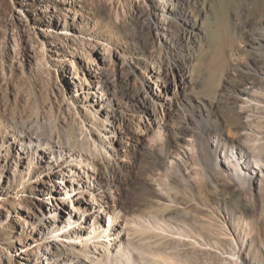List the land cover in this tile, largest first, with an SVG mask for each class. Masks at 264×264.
<instances>
[{"label": "rangeland", "instance_id": "rangeland-1", "mask_svg": "<svg viewBox=\"0 0 264 264\" xmlns=\"http://www.w3.org/2000/svg\"><path fill=\"white\" fill-rule=\"evenodd\" d=\"M149 5L172 7L167 0H0V264H105L98 255L112 254L119 241L102 249L95 243L105 238L95 237L89 250L79 242L96 235L95 216L131 243L137 264H264V79L245 74L250 60L264 64V49L248 44L264 26V0H201L192 10L204 38L194 48L192 93L218 103L212 127L238 141L221 143L212 131L209 165L191 136L173 145L179 118H162L159 102L157 114L153 105L129 111L145 95L166 102L145 72L155 59L168 65ZM245 79L255 85L244 87ZM120 131L135 136L139 152L128 159L127 188H111L123 199L124 218L113 222L93 191L91 165L118 161ZM216 207L244 221L222 226Z\"/></svg>", "mask_w": 264, "mask_h": 264}, {"label": "bare ground", "instance_id": "bare-ground-1", "mask_svg": "<svg viewBox=\"0 0 264 264\" xmlns=\"http://www.w3.org/2000/svg\"><path fill=\"white\" fill-rule=\"evenodd\" d=\"M152 1L159 2V0ZM167 1L171 2V9L163 11L161 7L157 5H149L147 17H149V20L151 22L150 25L155 30L156 35L164 39L163 47L168 65L164 69H161V65H159L155 59V67L150 68L149 66H146L145 68V72L147 73L146 75L148 76V81L150 82V80H154L155 86H158V88H160L166 102H161L158 99H153V97H148V95H145L141 98L138 97L137 100L133 102L135 104L130 105V108L135 107V109L131 108L129 111L132 113L137 110L136 107L139 108V106L144 107L145 105H153L154 111L157 114L155 106L156 102H159L161 105L160 108L163 111L162 118L166 117L167 120L172 121H175L177 120V118H179L178 121L180 122L181 126L176 127V131H174L175 140L173 141V145L179 146V142L186 141V136H191L192 138H194V141H197L199 145V147L197 148L199 151L198 158L200 159V161L202 160L209 165L212 163V154L208 149V140L212 131H215V134L218 135L219 142L221 143L222 141H224L225 143L229 142L230 145L235 146L236 142L238 141L234 137L229 140L223 139L222 137H220V133H217L216 129L212 127V125L217 124L216 118H213V116L215 115L214 111L218 108V103L216 104V101L213 99L196 96L194 93H192L193 83L191 80V68L194 62V48L195 46H200L204 41L201 33L202 21L198 20L195 17L192 10L195 8L196 3L201 0ZM158 15L163 16V21L159 19ZM261 29L262 30L260 32L258 31L257 33L252 34L249 39L248 44L252 49H264V26ZM245 71V74L252 76L251 78L249 77L250 79H264V64L262 63V61L255 59L250 60L245 65ZM99 73L100 74L97 76V82H100L99 85L102 86L103 84L107 83V78L103 73ZM245 81L246 83L243 84L244 87L249 83L255 85L254 81L249 82L251 80L247 79H245ZM233 90H235L236 92L239 91L243 94L245 93L244 89L241 87H233ZM115 95L117 94L115 93ZM106 102L110 103V99L107 98ZM170 126L167 128V131H170ZM122 127H124V125H122ZM40 129L43 128L40 127ZM15 130L20 131L21 135L22 129L19 130L15 128ZM119 134L125 135L124 137H121L120 140L117 139V141L124 144L125 150H122L121 156L118 155V161L108 164L106 167L101 164V167L98 166L99 163L91 165V168L97 167V169L94 171V174H92L94 176L91 177V179L93 178L97 181V185L95 186V188H93V191L96 196H98L100 199H103V206H105L107 210V218L113 222L115 220L119 222L122 221V218H124V216L122 215L121 211L123 199L121 197L118 198L112 196L111 191L113 190H111V188H116L119 190L127 188V186L129 185V172L131 169L129 167V164L131 163L128 162V159L135 156V153L138 151L137 148L139 146L137 139L132 134L124 133L123 131H120ZM122 139L124 140L122 141ZM43 143L44 141L39 139L37 144L40 147ZM43 170L49 171L48 168H43ZM83 173L86 176V172ZM27 176L28 178H30V174H28ZM48 181L42 182L40 183V185H49L50 183ZM116 189L114 190L115 192H117ZM73 190H75V188L68 191L67 194L68 196H70V200H73L72 195L76 191ZM91 195H93L92 197H94V194ZM93 199L95 200V197ZM111 202H113V205L110 206ZM74 204H76L73 206V208H75L74 211L80 213L77 207L78 203H75L74 201ZM215 213H213L212 215L218 220L222 217L223 219H226L221 222L222 226H226V224L230 222L232 223V221L234 220L237 222L238 226H240V221H244L240 220V218H238V216H236V214L232 210H228L226 212V209L222 208V210H220L219 207H216ZM224 214L225 216H222ZM69 221L71 223L72 219H64V222L66 224L69 223ZM131 223H135V221L130 222L128 220H125L126 225H130ZM110 226L111 225L104 228V225H100L97 217H93L91 226L89 228L96 235L94 236L88 233L86 234V237H83L81 240H79V242L81 244H85V249L89 250L91 249L89 243L93 241L95 243L97 241L94 240L95 237L98 240L105 238L102 242L100 241L95 243L99 244L97 246H100V248L103 249L104 245L102 243H107V241L110 242L114 237L113 241H119V243L114 242L115 244L113 245L115 246L113 248V253L108 254V252L105 251L100 252V254L98 255L99 257L97 256V262L103 261L105 264H137L136 256L129 247L131 246V243L127 242L123 237L121 238L120 232H118L117 230L113 231ZM131 248H135V250L138 251L137 247L134 245ZM34 253V249H27L25 255H34ZM162 256L160 257V254L157 255V257L162 258L161 260L170 263V256L168 258H164ZM64 264L70 263L65 262ZM92 264L94 263L92 262Z\"/></svg>", "mask_w": 264, "mask_h": 264}]
</instances>
